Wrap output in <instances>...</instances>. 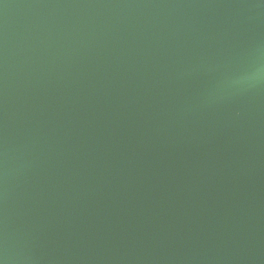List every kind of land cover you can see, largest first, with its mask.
Here are the masks:
<instances>
[{
  "label": "water",
  "instance_id": "1",
  "mask_svg": "<svg viewBox=\"0 0 264 264\" xmlns=\"http://www.w3.org/2000/svg\"><path fill=\"white\" fill-rule=\"evenodd\" d=\"M264 0H0V264H264Z\"/></svg>",
  "mask_w": 264,
  "mask_h": 264
},
{
  "label": "clouds",
  "instance_id": "2",
  "mask_svg": "<svg viewBox=\"0 0 264 264\" xmlns=\"http://www.w3.org/2000/svg\"><path fill=\"white\" fill-rule=\"evenodd\" d=\"M264 81V65H259L240 77L238 83L254 84L257 82Z\"/></svg>",
  "mask_w": 264,
  "mask_h": 264
}]
</instances>
